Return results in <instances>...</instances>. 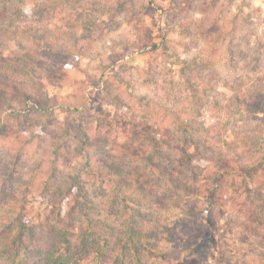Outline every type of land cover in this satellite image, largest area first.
Instances as JSON below:
<instances>
[{"label":"rangeland","instance_id":"374dc122","mask_svg":"<svg viewBox=\"0 0 264 264\" xmlns=\"http://www.w3.org/2000/svg\"><path fill=\"white\" fill-rule=\"evenodd\" d=\"M46 1L6 0L0 3V17H7L6 21L13 26L15 23L25 25L31 19L48 14L43 12L42 3ZM54 1L61 0H50ZM74 1V9L69 4L60 7L66 11L62 14L65 21L83 17L88 23L93 22L88 24L93 34H84L82 27L72 33L65 32L70 37L58 42L61 54L52 58L64 71L62 76L25 78L16 71L19 64L9 61V52L0 50V70L6 61L10 63L4 72H0V84L12 91L7 96L8 101H0V217L8 218L4 211L9 207V201L25 219L32 218L31 207L44 206L42 202L46 199L33 195L34 190L25 185L26 178L34 167L32 165L48 164L51 154L56 149H63V144L58 142L65 128L73 135L66 149L61 150L62 154L58 151L63 155L59 185L72 178L84 165L87 155L85 151L80 152V148L88 139L94 145L104 147L102 153L96 149L92 151V161L99 158L109 166L146 163L151 154L161 158L165 172L164 178L160 175L158 185L161 195L165 182L175 180L172 172L177 175V171L183 170L184 175L192 176L191 171L183 167L186 163L179 162L178 158L184 151L195 152L196 145L201 142L195 134L183 137L173 115H167L169 108L183 110L181 117L192 121L189 130L214 131L213 134L204 132L211 142L208 144L210 157L205 148H200L199 156L205 163L198 166L196 173L202 187L191 197V194H185V189L178 190L173 197H167L169 208L173 207L174 201H178L174 203L178 208L174 207L169 213L159 212L165 219V225L160 222L163 246L182 256L166 257L168 264H256L264 261V257H256L259 248L240 244V231L233 229V225L228 226L233 239L221 227L231 215L237 222L241 218L232 213V209L213 208L204 197L205 185L210 183L208 180L214 167L226 160L216 146L222 142V150H225L227 146L223 144L229 137L234 138L242 128L246 130L255 122L259 123L248 117L245 110H241V117L232 95L235 93L233 88L239 91L236 83L255 81L257 77L264 80V0ZM64 50L79 55L65 61ZM65 63L68 64L63 67ZM202 67L208 71L196 72ZM239 76L242 78L237 79ZM190 80L199 84L198 91H207L196 104L190 97L195 93L189 85ZM44 123L47 130L38 140L37 135L31 133L38 134ZM23 138L30 143L21 149ZM133 145H140L145 154L129 161L120 151L131 150ZM231 158L235 157L232 155ZM12 162L16 165L13 168L10 167ZM144 173L142 171V176L151 180L158 174L149 168ZM84 179L85 193L94 196L90 204L97 202L101 208L105 207L106 199L98 196L100 185L104 183L92 175H85ZM106 185L108 187L101 189L111 192L113 186ZM250 187L256 190L254 184ZM230 189L235 195L244 190L242 185ZM57 193L60 192L52 191L50 198L57 199ZM67 202L72 204L74 201L71 198ZM251 202L262 204L261 195ZM67 208L63 207L61 214L66 213ZM103 212L102 216L107 219L110 212L106 207ZM44 219L46 217L42 216L41 220ZM72 219L75 224L71 234L73 242H77L81 222L77 216ZM41 220L34 219L33 222L37 224ZM188 239L209 243L208 257H186L184 249L188 246L182 244L189 243ZM85 258L87 262L89 257ZM109 258L105 260L106 264ZM155 258L132 257L126 264L139 261L153 264Z\"/></svg>","mask_w":264,"mask_h":264},{"label":"trees","instance_id":"16d2710c","mask_svg":"<svg viewBox=\"0 0 264 264\" xmlns=\"http://www.w3.org/2000/svg\"><path fill=\"white\" fill-rule=\"evenodd\" d=\"M1 2H6V0H0ZM74 3V0H61L58 3L47 0L42 5L43 12H48V14L31 19L25 25L15 23L13 26L11 22L6 21L7 17H0V50L9 52V61L19 64L16 71L23 77L34 79L41 75L62 76L64 71L54 63L52 58L61 54L58 52L60 48L58 42L70 37L69 33L65 32L71 31L72 33L82 27L84 34L89 32L93 34L88 25L93 22L88 23L83 17L76 16L68 22L65 21L62 14L66 11L60 7L69 4L74 9L76 7ZM74 40L77 41L76 38ZM45 47L49 49L43 52ZM63 52L62 56L65 57V61L68 57L79 55L73 51L64 50ZM67 64L65 63L63 67ZM7 65H10L8 61L2 66L0 72H4ZM11 66L14 67V65ZM205 70L208 71L207 68L202 67L196 72L200 73ZM196 78H199V75H196ZM239 78L241 79L242 76L237 79ZM254 80L244 84L236 83L239 91L236 92L233 88L235 93L232 98L240 109L241 117L243 115L241 110H245L248 117L259 120V123L255 122L253 127H248L246 130L242 128L234 138L229 137L223 144L228 147H225V150H222V142L216 146L218 152L225 155L226 160H223L225 163L216 164L214 167L212 176H209L210 183L205 185L204 197L213 208L232 209L231 212H235V215L241 218V221L237 222V218L231 215L221 227L231 236L232 232L229 231L228 226L233 225V229L240 231V244L259 248L260 251L256 257L261 258L264 257V80H259L258 77ZM189 85L195 92L190 96L192 102L199 103L202 97L207 95V91H198L199 84H196V80H190ZM11 92L0 84V101L1 99L8 101L7 96ZM167 113V115H173L183 137L188 138L190 134H195L201 141L196 145L195 152L184 151L183 155L178 158L179 162L186 163L183 167L191 171L193 177L184 175L183 170L177 171V175L176 172H172L175 180L165 182L164 192L160 195L158 193L160 175L164 178L165 174L161 158L151 154L149 158L147 157L146 163H128L125 166L113 167L103 163L99 158L92 161V151L96 149L102 153L104 147L94 145L90 140L85 139L80 148V152L85 151L87 155L84 165L79 167L80 169L72 178L65 179L62 185H59L58 176L62 172L63 156L59 152L66 149L73 135L70 129H62L63 132L60 134L62 137L58 143L63 144V149H59L58 152L55 148L48 164L45 162L44 165L43 163L32 165L34 167L26 178L25 185L29 190H34L33 195L36 194L46 199L42 202L45 203L44 206L31 207L32 213L30 211L29 213L32 214V218L25 219L22 213L16 212V205L9 201L10 205L6 207L7 212L4 211L8 218L5 220L0 217V224H3L0 226V264H106L107 257H110L108 264H126L132 257H156L154 262L152 261L153 264H168L166 257H182L163 246L162 236L164 234L160 231L162 228L160 222L165 225L163 214L173 211L174 207L178 208L174 206V203L178 201H174L173 207L170 205L169 208L167 197H173L180 189H185V194L187 196L191 194V197L198 191V188L202 187H200L196 169L205 161L200 158L199 153H202V149L205 148L207 157H210L211 149L208 144L211 142L207 134H213L214 130L202 132L199 129L189 130L188 126L192 121L181 117L183 110L176 111L169 108ZM147 115L149 116L148 112ZM41 126L39 135L31 133L33 136L37 135L38 140L47 130V124L44 123ZM25 141L26 138L21 139V149L30 143ZM120 152L124 153L129 161L142 158L145 154L140 145H133L131 150L121 149ZM232 155L235 158H231ZM46 165L49 167L45 168ZM14 166L16 165L12 162L10 167ZM148 168L155 174L158 172L153 180L146 179L141 174ZM85 175L95 176L104 183L100 185L98 196L102 195L106 199L103 204L110 212L107 219L105 215L102 216L105 207L101 208L97 202L90 204L94 196L88 195V192L85 193ZM106 184L113 186L111 192L101 189L104 186L108 187ZM229 184L231 186L242 185L244 190L235 195ZM250 184H254L256 190L251 189ZM52 191L60 192L57 193L56 200L50 198ZM258 195H261L262 204L251 202V199H255ZM71 198L74 201L72 204L67 202ZM188 198L186 199L189 200ZM249 202L252 203L251 207H248ZM59 204L60 207H58ZM63 207H68V211L61 214ZM79 210H81L80 213H78ZM161 211H164L163 214L159 213ZM42 216L46 217L45 221L41 220ZM74 216H77L81 222L77 242H73L71 234L74 232L72 230L75 224L72 221ZM34 219L41 221L35 224ZM57 219L59 221H56ZM169 220L168 215L167 221ZM176 225L175 223V227ZM224 236L227 240V235ZM231 238L233 239L232 236ZM188 241L189 243L182 244L188 246L184 249L187 252L186 257H208L209 243L200 239L193 242L188 239ZM85 257H89L87 262ZM137 264L143 263L139 261ZM256 264H264V261Z\"/></svg>","mask_w":264,"mask_h":264}]
</instances>
